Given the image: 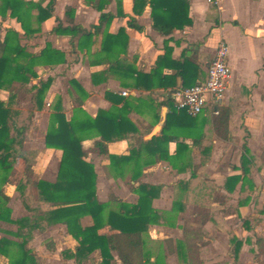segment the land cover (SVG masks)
Masks as SVG:
<instances>
[{"label":"crops","instance_id":"0c3cea01","mask_svg":"<svg viewBox=\"0 0 264 264\" xmlns=\"http://www.w3.org/2000/svg\"><path fill=\"white\" fill-rule=\"evenodd\" d=\"M131 6L132 0H122L124 13L131 15ZM53 8L54 16L46 19L36 34L46 35L37 50L49 42L63 50L67 60L48 69H36L40 78L50 76L52 80L45 93L43 107L33 112V122L23 143V148L33 157L35 178L51 182L56 179L61 151L45 146L44 133L55 96L62 99L65 118L72 116L78 98L70 84V80H74L86 93L80 106L91 117H95L100 109H112L137 128L136 143L148 141L151 137L163 138L156 149L141 146L136 150L134 157L140 159L138 164L117 166H110L107 155L98 152L94 143L99 136L81 141L83 159L92 164L96 175V197L98 201L106 202L112 195L113 200L109 201L111 209L117 207L114 198L135 203L137 194L133 188L138 183L160 186L151 206L162 211L163 215L159 223L149 224L142 234L143 250L150 263L184 264L188 259L198 264H231L232 258L227 262L230 249L229 242L227 247V231L231 228L242 241L238 257L240 264H264V0H221L218 5L206 0H189L192 24L167 35L151 27L149 7L135 16L140 30L127 26V16H115L103 29L113 34L120 27L125 29L128 41L126 52L120 55L123 67L131 66L139 73L149 74L165 53V48L170 49L168 57L160 63L161 73L155 77H137L135 72H129L127 76L118 71L108 72L107 57L96 54L100 49L102 32L93 36L88 47L78 50L79 35L64 28L66 22L63 21V29L51 31L57 25L55 17L63 20L67 8L74 10V22L85 29L96 24L99 12L82 0H54ZM104 11L116 15L115 0H111ZM0 25L2 28L12 27L19 32L20 38L23 36L19 24L12 18H0ZM221 40L228 46L227 62L231 70L222 102L207 106L191 119L173 112L176 107L174 100L171 101L173 92L206 78V67ZM182 59L194 64L200 75L193 80L195 73H188L184 86L181 76L175 74L172 66V62ZM92 74H96L95 81ZM37 80L32 79L31 83ZM6 95L5 91L0 92L2 99ZM22 101L18 103L19 108L31 106L28 97V104L22 105ZM105 146L107 154H130L127 138H114L105 142ZM243 146L255 157V162L247 174L253 187L246 184L242 205L239 206L240 182L232 192H228L223 179L242 174L240 157L244 153ZM154 157L161 159L144 164ZM138 171L137 180H131V173ZM116 173L120 175L115 176ZM13 189L24 212L17 216L12 213L9 194L3 191L9 197L11 218L16 219L29 212L23 207L14 185ZM228 206L230 212H227ZM54 208L49 203H41L42 211L49 216H57L50 214ZM206 214L208 219L205 222L203 216ZM242 220H246V226ZM81 222L88 225L91 219L85 215ZM3 224L12 225L11 229L4 230L16 229L14 224L4 222H0L1 228ZM0 236L14 239L4 231ZM39 236L48 238L45 244L51 249L58 248L59 238L64 240L67 245L59 250L60 258L63 262L75 264L74 259L62 256L63 251H73L77 245L64 224L52 223L43 231L32 230V238L25 246L38 259V250L33 246ZM148 241L157 243V251L148 249ZM99 260V252L94 250L81 264H96ZM0 264H7V258L0 256Z\"/></svg>","mask_w":264,"mask_h":264},{"label":"trees","instance_id":"16d2710c","mask_svg":"<svg viewBox=\"0 0 264 264\" xmlns=\"http://www.w3.org/2000/svg\"><path fill=\"white\" fill-rule=\"evenodd\" d=\"M44 2L45 0H0V18L14 19L19 24L22 35L31 38L41 31L42 23L46 19L54 16V0ZM82 2L99 12L96 24L88 30L85 29L74 22V10L67 8L63 20L55 17L57 25L51 31L63 28V21L66 22L64 28L79 35L76 46L78 50L88 47L87 45L93 42V36L102 32L100 49L96 54L107 57L108 72L118 71L124 76L129 72L130 74L135 72L137 77L158 76L161 73L160 63L162 59L168 57L170 49L165 48V53L149 74L139 73L131 66L123 67L120 55L124 54L127 48L128 36L125 29L120 27L115 34L103 29L110 25L115 16H127V26L140 30L141 26L136 23L135 16L140 15L145 7H149L151 27L163 35L183 30L192 24L189 0H132L131 15L123 12L122 0H115L116 15L104 11L111 0H82ZM66 60L65 52L53 47L49 42H45L37 51L28 49L26 45L21 44L17 30L12 27L2 28L0 25V92L7 93L4 99L0 97V222L12 223L16 227L15 231H9L0 226V232L10 233L14 237L12 239L0 236V256L7 258V264H40L37 255L25 245L32 238V230L43 231L52 223L59 222L65 225L67 232L77 242L73 251L62 252L64 258L74 259L75 264H81L94 250H98L100 257L96 264H157L149 262V256L143 250L142 234L146 232L149 224L159 223L163 215L162 211L151 206L153 198L159 194L160 186L138 183L133 188L137 194L135 203L114 198L117 207L115 210L111 209L109 201L100 202L96 197V175L92 164L83 159L81 141L99 136L94 143L95 147L99 153L107 155L110 166H117L127 163L138 164L140 159L134 157L136 150L141 146L156 149L162 137H151L148 141L140 140L136 143L137 128L124 115L112 109H100L95 117H91L80 106L86 96L85 91L76 81L70 80V84L78 94L77 106L73 109L72 116L66 119L62 99L59 95L55 96L50 104L44 133L45 146L61 151L56 179L52 182L36 179L33 174V157L23 148V143L33 122V112L43 107L44 96L52 80L50 76L45 79L40 78L36 69H48L65 63ZM172 66L176 71L175 74L181 76L182 86L186 83L188 73H195L193 80L200 77L197 67L187 59L174 61ZM92 75L95 81L96 74ZM36 78H38L37 82L31 83L32 79ZM204 80L205 78L202 79ZM27 97L31 106L25 109L19 108V101ZM172 111L181 113L186 118L195 117L176 107ZM114 138H127L130 144L128 156L107 154L105 142ZM243 152L240 157L242 174L230 175L223 179L228 192H232L240 182L239 206L242 205L246 184L249 188L253 187L247 174L255 162V157H252L244 146ZM160 159L161 157H154L144 161V164H152ZM139 174V171L131 173V180L136 181ZM8 183L13 184L19 193L23 207L29 212L26 216L11 218L9 197L3 191V185ZM41 203L55 206L50 214L57 216L44 213ZM85 215L91 219L88 225H83L81 222ZM237 215L240 217L239 214ZM207 219L206 214L203 220L206 222ZM242 224L246 226V220H242ZM228 240L229 253L234 259L232 264H240L238 255L242 241L230 228H228ZM183 256L186 257L185 254ZM184 261V264H198L188 259Z\"/></svg>","mask_w":264,"mask_h":264},{"label":"built area","instance_id":"2783aa9c","mask_svg":"<svg viewBox=\"0 0 264 264\" xmlns=\"http://www.w3.org/2000/svg\"><path fill=\"white\" fill-rule=\"evenodd\" d=\"M206 1L218 5L221 0ZM227 56L228 46L224 40H221L206 67L205 80L173 92V100L177 109L183 110L190 116H195L203 112L207 106H216L222 102L231 74ZM122 93L125 94V91ZM214 112L217 113V110Z\"/></svg>","mask_w":264,"mask_h":264},{"label":"rangeland","instance_id":"374dc122","mask_svg":"<svg viewBox=\"0 0 264 264\" xmlns=\"http://www.w3.org/2000/svg\"><path fill=\"white\" fill-rule=\"evenodd\" d=\"M45 1H47V0H45ZM61 29H63V28H61ZM45 39H46V35L42 33L40 35H34L33 38L32 37L31 38H26L24 36H21L20 42H21V44L26 45V47L28 49L37 51V49L45 41ZM26 104H28V101H27V98H24L23 101H22V105H26ZM3 189L10 196V205L12 206L13 215L17 216V215L23 214L24 212L22 211V207L19 206L17 193L14 191L13 185H3ZM112 200H113V196L109 195L108 201H112ZM229 208H230V206L227 207V212H230L231 209H229ZM11 227H12V225H5V224L2 225L3 229H11ZM227 233H228V231H227ZM47 239H48L47 237L39 236L36 239L37 244L35 246H33V248L38 250L37 254L39 256L40 264H72V263H69V262H63L62 259L60 258L61 257L60 254L58 253L59 250L61 249V247L67 245L64 242V240H60L61 238H59V242H58L59 246H58V248L57 249H51V248L47 247V245L45 244V241H47ZM228 242H229V240L227 241V247H228ZM146 244H148V246H147L148 249L151 248V249L154 250V252L157 251L158 245H157L156 242H154V241L149 242L148 241ZM229 247H230V243H229ZM192 256L194 258H197L196 255H192ZM238 257H239V255H238ZM231 258L233 259V256L228 251V253H227V262H230ZM233 261H234V259H233ZM233 261H232V263H233ZM238 262L240 263L239 259H238ZM85 264H93V263L90 262V263H85Z\"/></svg>","mask_w":264,"mask_h":264}]
</instances>
